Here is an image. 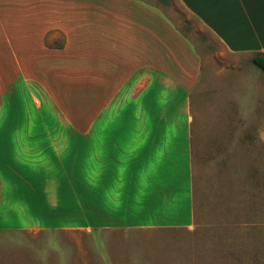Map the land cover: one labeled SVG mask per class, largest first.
<instances>
[{
  "label": "crops",
  "instance_id": "1",
  "mask_svg": "<svg viewBox=\"0 0 264 264\" xmlns=\"http://www.w3.org/2000/svg\"><path fill=\"white\" fill-rule=\"evenodd\" d=\"M177 3L0 0V264H149L132 233L194 225L197 143L264 102V0Z\"/></svg>",
  "mask_w": 264,
  "mask_h": 264
},
{
  "label": "rangeland",
  "instance_id": "2",
  "mask_svg": "<svg viewBox=\"0 0 264 264\" xmlns=\"http://www.w3.org/2000/svg\"><path fill=\"white\" fill-rule=\"evenodd\" d=\"M170 1V15L186 16L177 0ZM253 105L257 109L243 105L240 121L237 111L231 121L221 115L211 120L217 140L205 137L195 147L194 225L138 231L126 239L152 249L149 264H264V102ZM110 220L106 224H114Z\"/></svg>",
  "mask_w": 264,
  "mask_h": 264
},
{
  "label": "trees",
  "instance_id": "3",
  "mask_svg": "<svg viewBox=\"0 0 264 264\" xmlns=\"http://www.w3.org/2000/svg\"><path fill=\"white\" fill-rule=\"evenodd\" d=\"M254 65L264 74V55L257 54L253 58Z\"/></svg>",
  "mask_w": 264,
  "mask_h": 264
}]
</instances>
